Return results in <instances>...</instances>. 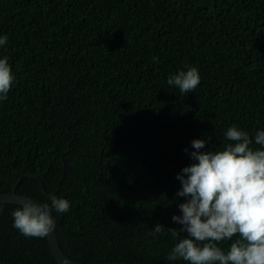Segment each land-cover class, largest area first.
<instances>
[{
    "label": "trees",
    "instance_id": "obj_1",
    "mask_svg": "<svg viewBox=\"0 0 264 264\" xmlns=\"http://www.w3.org/2000/svg\"><path fill=\"white\" fill-rule=\"evenodd\" d=\"M2 35L15 82L0 100V194L18 182L50 207L67 199L51 215L79 262L188 264L167 257L186 236L172 217L191 142L221 150L235 125L260 147L264 0H0ZM189 66L201 81L181 93L167 80ZM22 206L0 202V264H61L47 236L14 227Z\"/></svg>",
    "mask_w": 264,
    "mask_h": 264
},
{
    "label": "clouds",
    "instance_id": "obj_2",
    "mask_svg": "<svg viewBox=\"0 0 264 264\" xmlns=\"http://www.w3.org/2000/svg\"><path fill=\"white\" fill-rule=\"evenodd\" d=\"M0 36V46L6 45ZM154 61L158 58H153ZM197 67L189 66L170 75L167 83L181 93H191L200 84ZM15 82L8 57L0 59V100H6ZM230 143L221 150L206 148L203 138L194 139L190 153L192 163L185 166L177 179L182 187L177 197L186 200L178 205L182 215L172 220L186 233L172 248L167 259H183L188 264H264V130L255 135V144L247 131L231 126L226 131ZM185 152L188 149L185 148ZM49 204L25 202L12 213L14 227L28 237H46L55 227L52 209L65 213L70 202L50 196ZM176 236L175 228L167 229ZM154 231L161 233L160 223ZM236 236L235 240L233 237ZM232 241L227 252L220 242Z\"/></svg>",
    "mask_w": 264,
    "mask_h": 264
},
{
    "label": "water",
    "instance_id": "obj_3",
    "mask_svg": "<svg viewBox=\"0 0 264 264\" xmlns=\"http://www.w3.org/2000/svg\"><path fill=\"white\" fill-rule=\"evenodd\" d=\"M21 178L19 179V181L21 180ZM17 184H18V182L15 184L12 192L0 194V202H10V203H17V204L23 205L25 202L31 201V202L42 205V203L40 201H38L37 199H35L34 197L29 196V195H25V194H20V193L16 192V185ZM47 237H48L50 248H51L55 258L61 264H124V263H120V262L82 263V262H79V261L69 257L65 253L63 248L61 247V244H60L59 238H58V234H57L56 226L47 235Z\"/></svg>",
    "mask_w": 264,
    "mask_h": 264
},
{
    "label": "bare ground",
    "instance_id": "obj_4",
    "mask_svg": "<svg viewBox=\"0 0 264 264\" xmlns=\"http://www.w3.org/2000/svg\"><path fill=\"white\" fill-rule=\"evenodd\" d=\"M243 47V46H242ZM76 78V77H75ZM100 93V92H99ZM63 128V127H62Z\"/></svg>",
    "mask_w": 264,
    "mask_h": 264
}]
</instances>
